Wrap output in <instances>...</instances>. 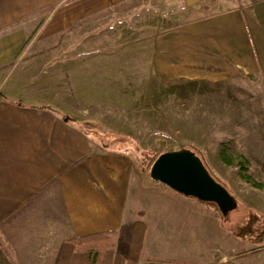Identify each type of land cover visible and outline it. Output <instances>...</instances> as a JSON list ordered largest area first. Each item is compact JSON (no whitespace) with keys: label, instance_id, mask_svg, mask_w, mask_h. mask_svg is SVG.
Instances as JSON below:
<instances>
[{"label":"crops","instance_id":"0c3cea01","mask_svg":"<svg viewBox=\"0 0 264 264\" xmlns=\"http://www.w3.org/2000/svg\"><path fill=\"white\" fill-rule=\"evenodd\" d=\"M131 1L0 0V264H56L64 243L102 249L136 221L146 225L138 264H178L174 251L155 248L153 228L181 212L174 207L162 217L149 197L175 202V191L144 181L131 152L105 146L91 122L101 115L117 129L116 115L146 120L148 102L180 79L264 87V0H231L65 65L43 59L63 31ZM185 1L192 12L211 6Z\"/></svg>","mask_w":264,"mask_h":264},{"label":"rangeland","instance_id":"374dc122","mask_svg":"<svg viewBox=\"0 0 264 264\" xmlns=\"http://www.w3.org/2000/svg\"><path fill=\"white\" fill-rule=\"evenodd\" d=\"M207 3L211 6L197 12H192L185 0H137L114 6L82 25L75 24L63 31L53 40L58 47L46 53L47 56L43 52V59L65 65L86 58L97 49L118 48L152 31L210 14L231 4V0ZM49 13L45 11L35 17L37 28ZM34 42L47 41L36 37ZM185 81L180 79L163 88L162 100H150L146 120L141 113L133 117L116 115L121 128L115 129L114 121L109 126L99 114L91 122L96 127L87 128L103 141L129 150L136 171L144 181L150 179V183L158 182L150 176V170L161 153L192 149L211 162L235 197L238 207L223 213L215 202L202 201L171 187L178 201H172L166 194L149 195L150 201L156 199L162 217L174 207L181 212L175 213L174 222L163 217L157 220L163 225L153 228V236L159 235L154 246L161 254L174 251L179 257L178 264L179 259L194 258L195 253L197 259L191 264H264V242H252L247 236L234 233L252 213L259 215V225L264 224V186L259 188L247 182L238 166L229 165L221 158V150L226 146L233 155L243 154L250 161L248 172L264 185V87L260 83L206 85ZM129 119L133 123L125 127Z\"/></svg>","mask_w":264,"mask_h":264},{"label":"trees","instance_id":"16d2710c","mask_svg":"<svg viewBox=\"0 0 264 264\" xmlns=\"http://www.w3.org/2000/svg\"><path fill=\"white\" fill-rule=\"evenodd\" d=\"M103 143L106 146L104 141ZM201 158L211 174L223 183L221 176L211 162L206 157ZM221 158L229 165L235 164L238 166L241 176L247 182L259 188L264 186L262 183L257 182L248 172L250 170V161L243 154L233 155L230 153L229 147L226 146L221 150ZM145 230L146 225L143 221L125 225L118 240L112 241L102 249L80 250L77 249L78 242L76 240L68 241L63 244L56 264H138ZM234 233L240 237L247 236L252 242H264V224L259 225V215L256 213H252L247 222L238 227Z\"/></svg>","mask_w":264,"mask_h":264},{"label":"water","instance_id":"95a60500","mask_svg":"<svg viewBox=\"0 0 264 264\" xmlns=\"http://www.w3.org/2000/svg\"><path fill=\"white\" fill-rule=\"evenodd\" d=\"M195 1L198 0H187L190 4ZM150 176L177 192L215 202L223 213L238 205L231 191L211 174L201 156L189 148L161 153L151 166Z\"/></svg>","mask_w":264,"mask_h":264}]
</instances>
